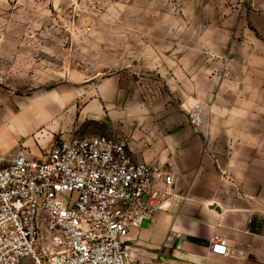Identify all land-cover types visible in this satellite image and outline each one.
Returning a JSON list of instances; mask_svg holds the SVG:
<instances>
[{"label":"rangeland","instance_id":"1","mask_svg":"<svg viewBox=\"0 0 264 264\" xmlns=\"http://www.w3.org/2000/svg\"><path fill=\"white\" fill-rule=\"evenodd\" d=\"M246 84L264 93V0H0L2 152L40 156L69 135L116 132L140 148L181 137L202 127L188 109L202 103L205 125L216 94ZM54 94L51 119L7 125Z\"/></svg>","mask_w":264,"mask_h":264},{"label":"built area","instance_id":"2","mask_svg":"<svg viewBox=\"0 0 264 264\" xmlns=\"http://www.w3.org/2000/svg\"><path fill=\"white\" fill-rule=\"evenodd\" d=\"M192 125L205 107L188 109ZM174 174L107 134L55 139L40 156L0 151V264H126L132 228L176 205ZM211 251L228 252L213 234Z\"/></svg>","mask_w":264,"mask_h":264},{"label":"crops","instance_id":"3","mask_svg":"<svg viewBox=\"0 0 264 264\" xmlns=\"http://www.w3.org/2000/svg\"><path fill=\"white\" fill-rule=\"evenodd\" d=\"M245 86L229 94L220 90L207 123L198 131L184 130L181 137L146 135L153 145L146 138L140 148L111 133L135 159L170 170L183 198L176 205L175 195L169 209L130 230L126 264H264V93ZM62 99L56 94L33 98L12 112L7 125L22 128L34 115L50 118ZM2 138L4 148L12 145ZM213 234L226 240V254L211 251Z\"/></svg>","mask_w":264,"mask_h":264}]
</instances>
